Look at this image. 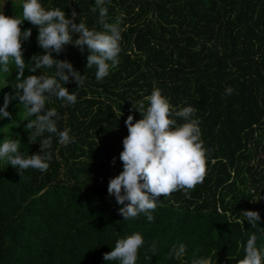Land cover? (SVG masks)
Masks as SVG:
<instances>
[{
	"label": "trees",
	"instance_id": "trees-1",
	"mask_svg": "<svg viewBox=\"0 0 264 264\" xmlns=\"http://www.w3.org/2000/svg\"><path fill=\"white\" fill-rule=\"evenodd\" d=\"M23 2L11 0L5 15L22 18ZM40 2L69 17L74 9L76 23L103 30L99 9L93 11L95 0ZM105 7L106 22L121 19L122 36L119 65L107 77L97 81L96 66L86 67V46L83 52L66 45L52 53L86 75L83 86L74 80L65 85L77 96L74 105L62 106L56 97L47 103L61 117L58 129H69L74 142L61 145L47 132L33 137L25 125L35 116H27L18 98L8 106L11 118L0 119L2 143L5 120H11V130L17 117H24L16 139L26 157L40 152V141L53 139L46 172L30 168L19 174L6 161L0 164V264H118L105 261L103 254L133 233L145 241L136 264H192L200 258L239 264L252 234L264 250V0H111ZM21 28L32 29L23 42V76H54L55 68L28 70L31 58L44 53L38 28L28 21ZM9 67L0 106L21 82L14 62ZM154 89L177 110L195 108L190 119L200 121L206 177L187 193L161 196L153 221L144 214L124 220L108 183L123 170L127 116L131 113L134 122L142 118L133 101ZM176 119L178 125L186 122ZM244 210L259 212L255 228L244 220ZM181 243L185 254L170 256Z\"/></svg>",
	"mask_w": 264,
	"mask_h": 264
},
{
	"label": "clouds",
	"instance_id": "clouds-1",
	"mask_svg": "<svg viewBox=\"0 0 264 264\" xmlns=\"http://www.w3.org/2000/svg\"><path fill=\"white\" fill-rule=\"evenodd\" d=\"M110 3L111 0H95L97 7L93 11L99 9L102 31L90 30L83 22L76 23L77 12L74 9L69 17L58 7L45 9L40 0H24L22 18L0 13V71L9 72V66L14 62L21 80L14 87V94L4 95L0 119L11 118L8 106L18 98L27 116H35L34 120H29L25 125L32 131L33 137L43 136L47 132L56 134L61 145L67 146L74 142L69 129H58L57 121L61 117L57 109L48 108L47 103L51 97H56L63 102L62 106L74 105L77 96L65 85L74 80L77 87L83 86L86 75L74 69L70 61L56 59L52 53L59 54L66 45H74L83 52L86 46L89 53L86 67L96 66L97 81L107 77L110 68L119 65L122 39L119 28L121 19L117 18L116 23L106 22L108 10L105 5ZM24 21L38 28L37 42L44 53L31 58L34 65L28 70L35 73L41 68H55L54 76H23L26 68L23 42L32 35L31 28L22 30ZM74 34H78L77 39H73ZM233 91L230 86L225 89L228 95ZM145 100L148 102L147 107ZM133 108L141 113L142 118L134 122L130 113L125 120L128 135L123 139V150L120 153L123 170L109 180L107 191L115 197L117 204L122 205L119 213L124 220L144 214L151 222L161 196L167 197L181 190L187 193L203 183L206 177L207 149L201 140L199 119H190L196 111L192 106L177 110L160 89H154L144 100L133 101ZM121 115L120 112L118 117ZM177 117L186 122L178 125ZM52 143V135H49L40 141V152L26 157L20 151V139L5 138L0 143V160L17 169L19 174L30 168L46 172L52 159V152L48 151ZM241 213L251 227L255 228L259 224L258 211L244 210ZM256 241L257 236L252 234L239 264H264V250L257 247ZM144 243L140 233H133L119 239L110 252L103 254V258L118 264H136L139 249ZM185 252L186 246L181 243L179 246L174 245L169 255L181 258ZM192 264H211V261L200 258L194 259Z\"/></svg>",
	"mask_w": 264,
	"mask_h": 264
},
{
	"label": "rangeland",
	"instance_id": "rangeland-1",
	"mask_svg": "<svg viewBox=\"0 0 264 264\" xmlns=\"http://www.w3.org/2000/svg\"><path fill=\"white\" fill-rule=\"evenodd\" d=\"M23 0H16L17 3L19 2H22ZM7 5H11V0H0V13H4L5 14V9H6V6ZM6 76H5V73L3 71H0V89L6 84ZM15 117L18 116V113H15L14 115ZM24 118V117H23ZM23 118L22 119H19L17 117V120H16V123L15 124L16 126L13 127L11 130L9 129V126H10V123H11V120L9 119H6L5 120V125H4V137L3 139L5 138H11L10 136L13 135V139H16L17 138V128L20 126V124L22 123L23 121ZM3 163V160H0V164ZM2 172L4 171V169L1 170Z\"/></svg>",
	"mask_w": 264,
	"mask_h": 264
}]
</instances>
